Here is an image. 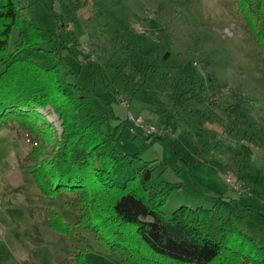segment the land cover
<instances>
[{
	"label": "rangeland",
	"instance_id": "374dc122",
	"mask_svg": "<svg viewBox=\"0 0 264 264\" xmlns=\"http://www.w3.org/2000/svg\"><path fill=\"white\" fill-rule=\"evenodd\" d=\"M16 1L34 26L68 41L67 80L89 97L96 117L111 114L107 123L101 117L103 130L120 124L117 150L158 163V180L179 184L161 208L166 217L224 197L238 206L234 225L264 246V61L236 0ZM154 44L148 60L143 55ZM209 74L218 92H190ZM39 113L59 136L52 109ZM36 142L44 155L52 150L48 136L36 138L17 123L0 130V264H70L77 249L90 264H121L84 229L74 227L69 236L49 229L50 210L73 225L79 209L72 195L47 199L38 191L25 170Z\"/></svg>",
	"mask_w": 264,
	"mask_h": 264
},
{
	"label": "trees",
	"instance_id": "16d2710c",
	"mask_svg": "<svg viewBox=\"0 0 264 264\" xmlns=\"http://www.w3.org/2000/svg\"><path fill=\"white\" fill-rule=\"evenodd\" d=\"M236 7L264 61V0H236ZM67 42L24 18L16 0H0V130L17 123L36 138L48 136L50 153L44 155L36 142L25 170L43 197L72 195L79 209L73 225L50 210L49 229L63 236L71 235L74 227L84 229L117 254L121 264H264V246L255 244L231 219L238 211L233 200L219 197L210 208L181 206L169 217L164 215L161 208L179 184L159 181L158 163L117 150L120 124L103 130L102 121L107 123L111 114L96 117L89 97L67 80L71 72H65L62 55L70 49ZM157 47L154 44L143 56L151 59ZM167 59L164 54L161 62L165 65ZM122 68L117 70L119 77H124ZM202 81L192 82L190 92L195 87L220 90L210 74ZM47 107L60 122L59 136L39 113ZM149 137L169 141L166 136ZM70 264L90 263L85 251L77 249Z\"/></svg>",
	"mask_w": 264,
	"mask_h": 264
},
{
	"label": "built area",
	"instance_id": "2783aa9c",
	"mask_svg": "<svg viewBox=\"0 0 264 264\" xmlns=\"http://www.w3.org/2000/svg\"><path fill=\"white\" fill-rule=\"evenodd\" d=\"M146 134H151L153 132L152 129H149V128H146L145 131H144ZM227 183L230 184V181H227Z\"/></svg>",
	"mask_w": 264,
	"mask_h": 264
},
{
	"label": "crops",
	"instance_id": "0c3cea01",
	"mask_svg": "<svg viewBox=\"0 0 264 264\" xmlns=\"http://www.w3.org/2000/svg\"><path fill=\"white\" fill-rule=\"evenodd\" d=\"M261 240V242L263 243V245H264V238H262V239H260Z\"/></svg>",
	"mask_w": 264,
	"mask_h": 264
}]
</instances>
